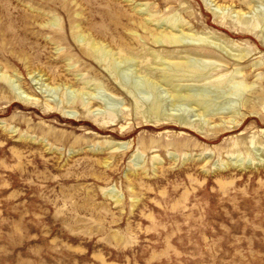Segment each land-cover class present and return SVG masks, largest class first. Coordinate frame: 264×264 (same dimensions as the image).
<instances>
[{
  "label": "rangeland",
  "instance_id": "rangeland-1",
  "mask_svg": "<svg viewBox=\"0 0 264 264\" xmlns=\"http://www.w3.org/2000/svg\"><path fill=\"white\" fill-rule=\"evenodd\" d=\"M86 40L133 56L135 75L196 58L175 75L244 89L233 113L143 125ZM95 83L125 99L114 124L93 120L114 111L103 97L67 98ZM263 90L264 0H0V264H264V108L232 129Z\"/></svg>",
  "mask_w": 264,
  "mask_h": 264
},
{
  "label": "bare ground",
  "instance_id": "bare-ground-1",
  "mask_svg": "<svg viewBox=\"0 0 264 264\" xmlns=\"http://www.w3.org/2000/svg\"><path fill=\"white\" fill-rule=\"evenodd\" d=\"M144 8V7H142ZM143 10V9H142ZM170 25H173V22H170ZM244 35L243 33L237 34V36ZM76 40L83 39L82 35L73 34ZM166 40H162L161 37H156L155 42H184L183 34L179 32L178 34H165ZM202 42L200 39L196 42ZM206 41V40H204ZM86 51L90 54L96 55L99 59L106 61L107 66L114 73L120 74L115 75V79L118 80L121 88L124 91V97L129 100V97L132 98L130 102L131 106H134L136 114H140L143 125L151 126H161L165 124L173 125H190L188 121V116L194 111L195 105L199 110L200 114L192 113L194 116L205 118L208 115H217L225 110L233 113L235 111V106L237 99L232 97L241 95L244 84L230 82L226 87L219 88L210 85H191L185 82L184 75H175L177 71L185 68L187 71H194L200 63L196 58H192L185 63V66L176 64L173 62H166L161 59L159 62L152 64V66L146 67V69H166L167 72L162 73L161 75H151L146 73L143 75H135L134 63L135 59L133 56L117 59L113 53L108 49H104L91 43L89 40L83 44ZM122 73V75H121ZM6 81L9 84L10 88L14 90L15 99L21 101L22 103H35L36 100L33 98L23 95V91L20 90L19 86L16 84L14 79L6 77ZM93 90L95 92H90L89 90H74L67 89V98L73 99L74 97H79L82 99V102H89L91 99L96 97H103L104 107L112 109L114 111H108V116H96L94 115L93 120L98 126H104L108 124H114L116 121L115 117L117 112L121 111L117 108L119 102L124 104V100H118L102 91V86L99 83L93 84ZM46 90L49 91V94L54 95L57 91L56 88L46 87ZM262 98L264 97V90L259 94ZM129 96V97H127ZM131 100V99H130ZM248 99L242 98L243 105H249ZM133 103V104H132ZM55 109H58V104L55 105ZM264 104H261L258 109L254 108V103L249 105L245 111L240 113L236 119V124L233 125L232 129L240 126L243 121H245L248 115L251 114H262ZM60 113L64 116L71 118H79L80 114H77L76 111L58 109ZM127 108L124 112L128 113ZM94 123V124H95ZM227 126L226 128H229ZM219 129L215 135L208 138H216L220 135L221 130ZM125 134V133H123ZM162 135L156 137L150 136L149 141L152 143H157L162 140ZM179 139H182L180 137ZM118 147H123V144H120ZM135 162H138L139 156L133 158Z\"/></svg>",
  "mask_w": 264,
  "mask_h": 264
}]
</instances>
